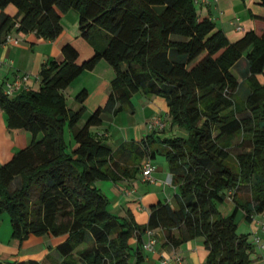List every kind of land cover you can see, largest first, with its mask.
Masks as SVG:
<instances>
[{
	"label": "trees",
	"instance_id": "16d2710c",
	"mask_svg": "<svg viewBox=\"0 0 264 264\" xmlns=\"http://www.w3.org/2000/svg\"><path fill=\"white\" fill-rule=\"evenodd\" d=\"M10 6L16 14L1 16L0 43L14 30L57 40L63 15L75 10L80 37L94 50L79 63L78 50L63 45L62 61L42 65L38 91L8 96L0 88L8 127L32 137L0 167V214L9 216L11 240L66 236L59 264H143L145 243L161 230L172 248L203 239V264H252L257 246L252 233L238 234L235 217L242 210L252 223L264 215V18L232 43L195 0H0L2 11ZM102 60L115 77L105 104L85 119L88 91L76 96V111L65 92ZM137 94L164 99L171 126L187 137L158 136L164 128L113 148L93 133L103 114L132 107ZM158 156L177 189L172 201L152 206L145 226L114 215L96 183L133 179Z\"/></svg>",
	"mask_w": 264,
	"mask_h": 264
},
{
	"label": "crops",
	"instance_id": "0c3cea01",
	"mask_svg": "<svg viewBox=\"0 0 264 264\" xmlns=\"http://www.w3.org/2000/svg\"><path fill=\"white\" fill-rule=\"evenodd\" d=\"M196 6L198 12L201 15H208L215 23L216 28L222 30L232 43L240 40L247 32L254 29L255 17L264 18V6L261 4V0H208L206 3L199 2ZM4 13L14 16L16 9L13 6L4 11L0 9V18ZM62 18L64 29L69 27L71 20L72 23L75 22V15L71 12L64 14ZM13 34L15 38H20L23 41H15L12 37ZM71 34H73L71 31L68 33L64 31L57 40L49 41L38 38L35 33L19 35L15 30L12 31L0 43V88L4 89L6 83L29 75V79L22 82L20 89L13 96L25 91H38L40 88L39 72L42 65L55 60L62 61L64 59L62 47L66 43H71L78 50L80 57L82 49L86 54H91L89 56L91 57L94 50L81 40L80 35L71 36ZM8 36L13 38L12 42H7ZM258 79L264 84V75H260ZM112 80L113 78L110 79V83ZM109 89L110 85L106 90L107 96ZM67 95L70 96L68 90L65 92L66 98H68ZM137 95L132 99V107L126 108L118 115L103 114L102 125L95 129L97 137L107 140L112 138L111 146L113 148L118 146L116 144L121 140L126 141L131 138V140L140 141L150 135L152 132L146 126L154 118L162 117L160 119H163L164 122L167 121L171 131H174V127L169 122L168 108L164 99L160 100L158 97L143 94ZM105 102L98 105L96 109L103 106ZM176 132L185 137L184 133L177 130ZM165 133L166 130L163 134ZM157 135L160 136V133ZM31 140L30 132L22 129H10L5 114L0 109V167L8 163L17 152L28 147ZM68 142L71 146L73 145L70 137ZM152 163L156 167L152 183L144 182L140 171L133 179L118 183L107 182V184L97 186L109 197L111 202L109 210L114 215L133 219L136 224L145 226L149 222L152 206L159 202L172 201L177 189L172 186V175L168 162L165 157L158 156ZM7 225L11 227L6 223L5 218H0V231L4 226L7 228ZM65 239L66 236H31L22 245H19L12 241L11 237L8 239L0 237V264L36 260L42 256L43 258L39 261H46L47 264H59L62 257L57 247L64 243ZM148 239L149 237L146 236L145 241ZM152 239L155 240L154 248L144 250L145 261L143 264H160L163 259H170L173 264H196V258L201 262L200 264L204 263L203 258L207 250L203 239H196L179 248L166 245L165 234L161 230L154 231ZM131 244L135 246L136 241L133 239ZM182 248L183 251H181ZM184 252L190 253L189 261L184 257ZM178 258L181 262L176 260Z\"/></svg>",
	"mask_w": 264,
	"mask_h": 264
},
{
	"label": "rangeland",
	"instance_id": "374dc122",
	"mask_svg": "<svg viewBox=\"0 0 264 264\" xmlns=\"http://www.w3.org/2000/svg\"><path fill=\"white\" fill-rule=\"evenodd\" d=\"M69 12H71V14H74L75 15V22L73 21V23H72V20H71V22H69L70 23L69 24V27L68 28H65L64 31H65V33H68L69 31H71V33H73V34H71V36L72 35H77V34L80 35V32H79V18H78V14H77V12L75 10H70ZM62 25H63V18H62ZM63 27H64V25H63ZM12 37L17 42L23 41L20 38H15L14 37V34L12 35ZM81 40L85 44H87V46H90L93 49V47L86 40H84V39H81ZM90 55L91 54H86V52L82 49L81 57H79L78 62L79 63H82L83 61L89 59L90 58L89 57ZM233 72L235 73V69H233ZM114 77H115L114 70L104 60L100 61V63L95 67L94 70H92V71H86V72L82 73L71 84V86L68 89V91L70 93V96L67 95V97H68L67 98V103L69 105V108L72 111H76L79 108V104H78V102L75 99L76 96L82 90H84V89L87 90L88 91V94H89L88 97H87V99H86V101H85V105H86V108H87V112H86L85 119H87L89 117V115L92 113V111L94 109H96V107L98 105H100L101 103H104L106 101V97H107L106 90L109 88L110 79H112ZM242 92H244V94H245L246 90L243 91V89H242ZM241 95H243V93H241ZM158 99L163 100V99H161L159 97H158ZM166 107H167V104H166ZM160 118H162V117H160ZM161 120L164 123L163 125H165V129L164 130H166V133L165 134H160V137H163V138L164 137H182L180 134H178L176 132V130L178 132L184 133L185 134V137H187L186 131L180 130L177 127H174L173 128L174 131H171L170 126H168L167 123H166L167 121L164 122L163 119H161ZM95 129L96 128H94L92 130L93 133H95ZM101 131L103 132V130H101ZM65 137H66L67 140L70 137L71 140H72V142H73V144H74V141L72 139V136H71V133H70L68 127H66V130H65ZM240 140H241L240 138L236 139L235 140V143L239 142ZM102 141H104L105 143L109 144L110 146L112 145V138H111V140H109V139L108 140L107 139H102ZM129 141H131V138L127 139L126 141L121 140L116 145L119 146L122 143L129 142ZM118 146H116V147H118ZM116 147H114V148H116ZM231 152L235 155V154H237L239 152V148L235 147L234 149H231ZM230 163L231 164H235L234 161H230ZM99 184H107V182L106 181H99V182L96 183L97 186ZM19 185H20V179H17L15 181V183L13 184L12 188L15 189L16 186H19ZM223 207L221 209L224 211ZM2 217L5 218V221H6L7 224H10L9 216L6 213L0 214V218H2ZM260 219H263V215H256L255 218H254V221L252 223H249V222H247L244 219V212L242 210H239L238 213H237V215H236V217H235V222L238 224V231H237L238 234H248V233L255 232L256 231L255 229H257V221H259ZM11 235H12V229H11V227H8V225H7V228L4 226L2 228V230L0 231V237L3 238V239H6V238L8 239L9 237H11ZM251 239H252V237H251ZM185 244H187V243H185ZM183 250L184 249L182 248L181 251H183ZM183 254L185 255L184 257H186V259L190 258V253L189 252H187V253L184 252ZM42 258H43V256L40 257L39 259H36V260L39 261ZM250 258L252 260V264H264V257H262L260 255V252H259L258 247H257V252L252 253L250 255ZM203 259H204L203 262H205V260L207 259V252H206V255L204 256ZM188 261H189V259H188ZM195 263L196 264H200L201 262L199 260H197V258H196V262Z\"/></svg>",
	"mask_w": 264,
	"mask_h": 264
},
{
	"label": "built area",
	"instance_id": "2783aa9c",
	"mask_svg": "<svg viewBox=\"0 0 264 264\" xmlns=\"http://www.w3.org/2000/svg\"><path fill=\"white\" fill-rule=\"evenodd\" d=\"M203 2L206 3L208 0H195V4ZM13 38L11 36H8L7 42H12ZM0 69H1V62H0ZM29 79V75H24L20 79H17L14 82H8L5 85L4 93L8 96H13L17 90L20 89L22 82L27 81ZM160 118H154L147 124L148 130L150 132H154L157 130H162L165 128V125ZM156 171V167L154 164L147 160L142 164L141 169V177L144 182L152 183L154 182L153 174ZM252 239L253 243L258 247L260 255L264 257V215L263 219H260L257 221V229L255 232L252 233ZM155 240L150 239L147 243L144 245L145 250H151L154 248ZM178 262H181V260L178 258L176 259ZM160 264H173V262L170 259H163Z\"/></svg>",
	"mask_w": 264,
	"mask_h": 264
},
{
	"label": "water",
	"instance_id": "95a60500",
	"mask_svg": "<svg viewBox=\"0 0 264 264\" xmlns=\"http://www.w3.org/2000/svg\"><path fill=\"white\" fill-rule=\"evenodd\" d=\"M171 181H172V178H171Z\"/></svg>",
	"mask_w": 264,
	"mask_h": 264
}]
</instances>
